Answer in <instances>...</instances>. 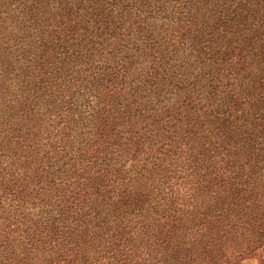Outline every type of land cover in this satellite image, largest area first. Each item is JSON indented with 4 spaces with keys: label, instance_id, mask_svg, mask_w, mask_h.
I'll return each instance as SVG.
<instances>
[{
    "label": "trees",
    "instance_id": "16d2710c",
    "mask_svg": "<svg viewBox=\"0 0 264 264\" xmlns=\"http://www.w3.org/2000/svg\"><path fill=\"white\" fill-rule=\"evenodd\" d=\"M264 259V0H0V264Z\"/></svg>",
    "mask_w": 264,
    "mask_h": 264
},
{
    "label": "rangeland",
    "instance_id": "374dc122",
    "mask_svg": "<svg viewBox=\"0 0 264 264\" xmlns=\"http://www.w3.org/2000/svg\"><path fill=\"white\" fill-rule=\"evenodd\" d=\"M240 264H264V259H258V258H246L241 261Z\"/></svg>",
    "mask_w": 264,
    "mask_h": 264
}]
</instances>
